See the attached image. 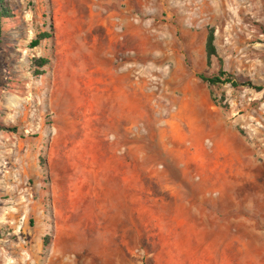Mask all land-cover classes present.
<instances>
[{
	"label": "rangeland",
	"instance_id": "374dc122",
	"mask_svg": "<svg viewBox=\"0 0 264 264\" xmlns=\"http://www.w3.org/2000/svg\"><path fill=\"white\" fill-rule=\"evenodd\" d=\"M6 1L0 264L264 252V0Z\"/></svg>",
	"mask_w": 264,
	"mask_h": 264
},
{
	"label": "trees",
	"instance_id": "16d2710c",
	"mask_svg": "<svg viewBox=\"0 0 264 264\" xmlns=\"http://www.w3.org/2000/svg\"><path fill=\"white\" fill-rule=\"evenodd\" d=\"M9 11H11V9H8L7 1L6 0H0V17H1V19H3L5 16H9L10 15V13H8ZM48 37H50V34L47 32L40 34V37L31 41V46L35 47V46L39 45L40 40L42 38H48ZM206 55H207L208 63H211L213 57H218L217 47L215 44V31L212 27L209 28L208 34H207ZM33 61H34V64L38 67H43L49 62L48 58H45V57L34 58ZM35 71L37 74L43 73L42 70H35ZM199 77L203 81L207 82L210 85H216L219 83H231L232 86H234V87H238L239 85H242V83H240L238 80H236V78L231 73L224 70L223 68H221L218 71V73L213 75V76H206L204 74H199ZM248 84L253 86V84H251V83H248ZM254 87L259 89V90L261 89V86H254ZM43 240H44L45 246H47V244L49 243V236H45Z\"/></svg>",
	"mask_w": 264,
	"mask_h": 264
},
{
	"label": "crops",
	"instance_id": "0c3cea01",
	"mask_svg": "<svg viewBox=\"0 0 264 264\" xmlns=\"http://www.w3.org/2000/svg\"><path fill=\"white\" fill-rule=\"evenodd\" d=\"M197 252H191L192 257ZM207 261L221 259L222 264H264V252H204ZM199 260V259H198ZM201 263H204L202 261Z\"/></svg>",
	"mask_w": 264,
	"mask_h": 264
},
{
	"label": "bare ground",
	"instance_id": "6f19581e",
	"mask_svg": "<svg viewBox=\"0 0 264 264\" xmlns=\"http://www.w3.org/2000/svg\"><path fill=\"white\" fill-rule=\"evenodd\" d=\"M67 26H68V25H67ZM93 72H94V71H93ZM81 88H82V87H81ZM81 88H80V89H81ZM92 92H93V91H92Z\"/></svg>",
	"mask_w": 264,
	"mask_h": 264
}]
</instances>
